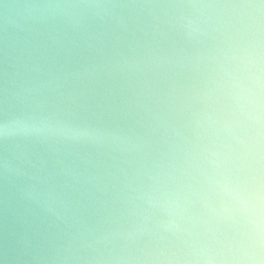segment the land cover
Masks as SVG:
<instances>
[{
    "label": "water",
    "instance_id": "1",
    "mask_svg": "<svg viewBox=\"0 0 264 264\" xmlns=\"http://www.w3.org/2000/svg\"><path fill=\"white\" fill-rule=\"evenodd\" d=\"M0 264H264V3L0 0Z\"/></svg>",
    "mask_w": 264,
    "mask_h": 264
},
{
    "label": "snow or ice",
    "instance_id": "2",
    "mask_svg": "<svg viewBox=\"0 0 264 264\" xmlns=\"http://www.w3.org/2000/svg\"><path fill=\"white\" fill-rule=\"evenodd\" d=\"M261 3H264V0H261Z\"/></svg>",
    "mask_w": 264,
    "mask_h": 264
}]
</instances>
